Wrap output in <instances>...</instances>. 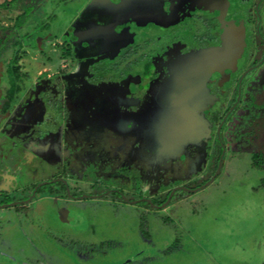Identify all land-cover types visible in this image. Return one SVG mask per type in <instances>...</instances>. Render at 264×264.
<instances>
[{"label": "rangeland", "instance_id": "1", "mask_svg": "<svg viewBox=\"0 0 264 264\" xmlns=\"http://www.w3.org/2000/svg\"><path fill=\"white\" fill-rule=\"evenodd\" d=\"M165 1L171 2V5L173 3L172 0H120V2L92 0L88 3L79 0L76 2L74 7L77 6L82 12L76 28L89 29L90 35L82 38L81 42L75 43L73 49V58L82 68L80 73L74 76L67 75L65 78L81 80L83 77L97 78L111 75L121 77V80L126 81L128 85L135 86H129L133 103L141 102L139 99L146 87V84L141 82L145 61H142L140 53L130 52L131 47H127L128 45L142 44L141 49L139 48L140 52L156 50L161 48L165 41L171 42L174 35L178 37L179 33L180 36L181 33L184 34V30L179 28L191 25L194 15L202 18L213 16L224 20L231 11H234L235 16L243 19L252 6L251 0H185L184 4H188V7L181 12L178 7L171 11L169 4H163ZM53 3L52 0H34L32 14L34 13L35 21L33 24L26 23V27L32 29L31 31H38L39 23L46 20L50 10L54 11L56 5ZM37 9L42 16L35 14ZM262 10L264 11L263 8ZM19 13L20 11L12 10L10 6L0 5V23L13 26ZM128 22L133 24H127ZM221 22L223 23L222 20ZM262 26L264 27V16ZM26 27L25 24L22 28L18 27L20 35L27 31ZM12 28L9 30L13 31ZM53 29L57 32L61 31L60 27L53 26ZM111 31H119V35L110 36ZM95 33L105 36L98 38ZM263 39L264 36L256 40L260 48L262 45L264 47ZM176 41L179 42L170 43H174L170 51H175L170 58L185 54V59H191L190 57L198 53V51L182 52L181 42H185L183 37ZM28 43H30L28 39H24L23 52L25 49L38 50ZM146 43L148 46L144 45ZM102 50L104 52L100 54ZM170 51L167 53L168 56L172 54ZM32 53L34 54V51L27 55L24 52L20 63L29 67L31 74L33 72L35 74L43 66L44 60L42 54L35 59ZM125 53L127 56L124 55ZM161 56L162 53L157 55V60L163 66ZM259 56L258 52L254 58ZM150 58L152 60L154 56ZM183 58L184 56L180 59ZM182 63L184 64V61ZM185 65L189 63L186 62ZM132 68L136 69L137 75L130 71ZM195 69L193 70L192 65L186 69L183 77L188 81L185 89H189L183 91L185 90L186 95L190 94V97H194V91L199 90L196 91L197 100L202 111L205 103H209L212 96L201 91L204 87L201 88V84L198 83L204 75L203 69L200 67ZM127 74L129 79L126 78ZM228 76L230 78L233 75ZM257 81L262 83L253 87L262 91L264 69ZM249 87L250 83H247L246 89ZM183 99L187 98L182 96L175 101L178 103ZM256 100V108L251 110L253 116L251 122L255 126V133L253 142L250 143L255 146L260 145L264 149V94L258 95ZM95 104H97L95 108L90 110L91 115L87 107H67L69 128L66 131V144H69L68 148L76 141V148L80 150L79 161L81 160L76 166L79 164L83 165L82 168L91 166L97 168L100 174L102 165L99 154L103 156L106 154L107 157L110 156L117 161L136 160L140 150L138 140L150 130V125L145 122L148 116L139 112H151H147L146 109L149 103L146 106L142 102L143 108L137 110V123L130 128L126 126L119 128L115 126L112 118L109 119V112L107 115L104 113L101 115L97 111L99 107L106 106L104 100L100 99ZM240 117L242 114H239L237 119ZM232 126L229 125L226 132L229 151L225 154L220 174L217 173L220 167L216 171L215 180L200 192L189 194L188 199H183L187 192L178 191L174 201L179 198L183 200L169 206L167 204L165 206H168L167 208L157 212L151 210L149 212L147 210L149 204L144 202L139 203L142 205H134L125 204L121 200L122 204H118L119 199H117V204L113 205L109 202V198L113 197L111 195L102 200L90 198L74 200L69 194L43 199L36 203L38 208H34V211L26 215H17L12 209H4L6 212L0 216V264H263L264 169L251 166L249 155L253 148L238 151L231 138L234 134ZM215 131L216 126L213 123L204 139H201L202 143L199 147L209 160V172L215 166L217 155L213 136ZM190 140L193 142V139H188ZM259 152L264 154L263 150ZM167 158V156L160 157L156 163L154 160L153 162L147 160L144 166L149 171L154 164H158V161L171 162V159H174L172 164L175 166L173 170L175 177L180 175L179 178H182L181 176H189L193 173L187 162L188 158L183 153L178 152L175 156H171L170 160ZM66 162L70 163L74 160L69 157ZM258 162L263 164V159ZM51 170L52 168L48 167V171ZM17 174L21 177L20 183H23V178L36 181L42 175L32 174L24 168ZM142 176L144 178H140L139 181L128 182L129 184L126 185L128 193L133 194L138 188L137 190H142L144 194H152L153 184L161 179L153 181L150 175ZM78 178L81 183L78 184L80 189L74 186L77 185L76 183L70 181L71 194L96 192L91 189L89 183L83 182L85 179L82 176ZM73 180L77 179L73 177ZM88 181L91 182L90 179ZM17 184V181H8L6 186L12 188ZM56 185L61 186L62 189L61 184ZM169 186L166 183H158L157 188L164 192ZM49 187L54 185H48L46 189ZM116 197L121 198L117 195ZM1 201H3L2 196ZM150 208L155 209L151 205ZM114 241L117 245L109 248L110 243ZM104 246H108L109 249L101 248ZM76 253H82V257ZM84 255L86 259L83 261Z\"/></svg>", "mask_w": 264, "mask_h": 264}, {"label": "flooded vegetation", "instance_id": "2", "mask_svg": "<svg viewBox=\"0 0 264 264\" xmlns=\"http://www.w3.org/2000/svg\"><path fill=\"white\" fill-rule=\"evenodd\" d=\"M78 1L52 0V3L56 5L54 11L50 10L46 20L39 23L38 31L29 29L27 37L30 42L28 44L33 45L35 49L38 48L33 51H41L42 56L47 58V64L43 65L40 80L32 88L24 90L21 95L20 92L13 101L7 96V89L0 97V179H2L0 180V185H2L0 186V197H3V201L0 202V216L6 212L4 209H12L17 215H26L34 211V208H38L36 203L39 201L63 196V194L64 196L69 194L74 200L84 198L102 200L111 195L113 197L109 198V202L113 205L118 201V204L124 201L125 204L134 205H142L139 203L144 202L149 204L147 207L149 212L165 209L172 203L188 199L189 194L200 192L210 185L217 177L216 171L219 167L217 173L220 174L225 154L229 151L226 132L231 124L234 132L231 138L238 151L253 148L249 155L251 166L264 169V165L258 162L260 159L264 162V154L259 152L264 149L260 145L255 146L250 143L253 142L255 133V126L251 122L253 117L251 110L256 108L255 102H257L258 95L264 94V89L262 91L256 89V91L253 87L262 83L257 81V78L261 76L262 69H264V47L261 44L262 48H260L259 44H256V40L264 36L262 26L264 0H251L250 11L243 19L235 16L234 11H231L224 20L213 16L202 18L194 15L191 25L179 28L184 30V34L181 33L180 36L179 33L178 37L174 35L171 40L175 43L179 42L176 41L177 39L181 40L183 37L185 42H181L182 52L198 51L190 57L191 59H185V54H183V59H180L183 56L179 55L170 58L175 52L170 51L171 46L174 45V43L170 44V41H165L159 49L144 52L139 51L142 46L140 43L128 45L127 47H131L130 52L140 53L142 61H145L141 82L145 83L146 87L139 99L141 102L138 103H133L131 100L132 91L129 86L134 85H128L126 81L121 80V77L114 75L97 78L83 77L81 80L65 78L67 75L74 76L80 73L82 68L73 58V49L75 43L81 42L82 38L90 35L89 29L76 28L82 15L81 9L74 7ZM90 1L92 0H84L85 3ZM110 1L120 2V0ZM184 1L172 0L174 8L171 2L165 1L163 4H169L171 11L178 7L179 11L184 12L188 7ZM33 2L34 0L30 1L31 4ZM12 10L22 12L17 8H12ZM32 12L33 8L27 19L30 22L34 20ZM35 14L42 16L38 9ZM127 24L132 25L133 22ZM44 25L47 27H43ZM53 26L60 27L61 31H55ZM95 34L98 38L105 36L101 33ZM109 35L118 36L119 31H111ZM144 45L148 46L147 43ZM168 51L172 53L170 56L167 54ZM103 52L104 50L100 54ZM258 52L260 56L254 58ZM161 53L163 66L157 60V55ZM124 55L127 56L126 53ZM150 56L154 58L151 60ZM186 62L189 65H185ZM191 65L193 70H196L195 67L203 69V77L197 80L201 88L204 87L201 91L212 96L210 101L208 100L209 103H205L202 111L199 108V100H197L199 90L194 91V97L184 93L189 88L185 89L188 81L183 75ZM47 67L54 68L56 72L48 76ZM130 71L137 73L133 68ZM174 74L177 76L175 77ZM229 74L233 76L229 78ZM126 78L129 79L128 74ZM247 83H250L249 89H246ZM178 84L179 87H177ZM182 96L187 99L176 103L175 99ZM100 99L104 100L106 106L99 107L97 111L101 115L102 113L107 115L109 112V119L112 118L115 126L119 128L124 126L130 128L137 123V110L143 108L142 102L146 106L149 103L146 109L151 113L139 112L141 115L148 116L145 122L150 125V130L145 136L141 135L142 139L138 140L140 150L136 160L117 161L115 158L107 157L106 154L104 156L99 154L103 171L99 174L97 168H91V166L82 168L81 164L76 166L81 163V160L79 161L80 150L76 148V141L73 146L67 148L69 144H66V131L69 128L67 107H87L90 111L95 108L97 105L95 102ZM206 107L207 109L204 110ZM89 114L91 115V111ZM239 114H242V117L237 119ZM213 123L216 126L213 136L217 155L215 166L209 172V160L199 147L202 143L201 139H204ZM188 139H193V142ZM27 149H32L34 159L28 160V156L24 155ZM178 152L188 158L185 162L187 160L193 171L189 176H181L182 178H179L180 175L174 176L175 166L172 164L174 159H171V162L158 161V164H154L149 171L144 166L147 160L148 162L154 160L156 163L158 158L166 156L170 160V157ZM237 154L241 153L237 152ZM69 157L74 162H66ZM48 167L52 170L48 171ZM22 168L32 174L42 175L36 181L23 178V183H20L21 177L17 172ZM142 175H150L153 181L161 178L153 184L152 194H144L142 190L138 191V188L133 191V194L128 193L129 190L126 188L128 182L139 181L140 178H144ZM81 176L85 179L84 183H89L91 189L96 190L95 193H70V187H72L70 181L76 183L77 185L74 186L80 189L78 184L81 183L78 177ZM73 177L77 180H73ZM89 179L91 182L88 181ZM8 181H17L18 184L7 188ZM209 181H211L210 184H207ZM58 183L62 185V189L61 186L57 187ZM158 183H166L170 186L166 191L161 192L160 188H157ZM48 185H54V187L46 189ZM181 190L187 194L183 199L179 198L174 201L175 195ZM116 195L121 198H117ZM167 204L168 206L165 207ZM150 205L155 209L150 208ZM110 244L109 248L117 245L115 241ZM101 248L109 249L108 246ZM77 255L82 257V253ZM85 259L84 255L83 260Z\"/></svg>", "mask_w": 264, "mask_h": 264}, {"label": "trees", "instance_id": "3", "mask_svg": "<svg viewBox=\"0 0 264 264\" xmlns=\"http://www.w3.org/2000/svg\"><path fill=\"white\" fill-rule=\"evenodd\" d=\"M0 5L10 6L11 8H17L22 12L16 17L13 26H5L0 23V75H4L8 80L7 96L11 101L21 92L22 90V79L27 75L22 71L21 58L24 54L22 51L24 39L29 35V28L26 27V23L33 24L35 20L30 22V17L33 4L31 0H1ZM27 21H26V20ZM25 20V21H24ZM25 24L27 31L20 35L18 27L22 28ZM28 24V25H29ZM49 25V24H46ZM44 25L43 27H47ZM12 27L18 30H13ZM12 28L14 31H10ZM18 32V33H17ZM264 165V162H263Z\"/></svg>", "mask_w": 264, "mask_h": 264}, {"label": "crops", "instance_id": "4", "mask_svg": "<svg viewBox=\"0 0 264 264\" xmlns=\"http://www.w3.org/2000/svg\"><path fill=\"white\" fill-rule=\"evenodd\" d=\"M31 51H33V50L25 49L24 52H27V54H29ZM41 53H42L41 51H36V52H34V54L33 53L32 54L36 59V58L40 57ZM42 59L44 60L43 65L46 66L47 58L42 56ZM21 64H22V71L25 72L27 75L25 78H23L24 82L22 79L21 83L22 84L24 83V84L22 85V91H21L20 95L24 92V90H28V89L32 88L34 86V84H36L40 80L41 71H42V68H44V66H42L35 74H34V72L31 74L30 73L31 71L28 70L29 67L25 66V64H23V63H21ZM46 71L48 73V76H51L56 72V70L54 68L52 69L51 67H47ZM7 83H8L7 77L4 75H0V97L3 95L4 91L6 92L5 89L8 88ZM32 153H33L32 149H27V151L24 152V155L26 157L28 156V160H32V159H34V155ZM174 237L176 239V236H174Z\"/></svg>", "mask_w": 264, "mask_h": 264}, {"label": "water", "instance_id": "5", "mask_svg": "<svg viewBox=\"0 0 264 264\" xmlns=\"http://www.w3.org/2000/svg\"><path fill=\"white\" fill-rule=\"evenodd\" d=\"M184 119V118H183ZM211 181H209L207 184H210Z\"/></svg>", "mask_w": 264, "mask_h": 264}]
</instances>
